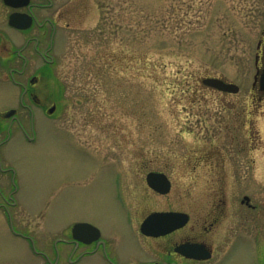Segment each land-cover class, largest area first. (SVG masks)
<instances>
[{"label": "rangeland", "instance_id": "rangeland-1", "mask_svg": "<svg viewBox=\"0 0 264 264\" xmlns=\"http://www.w3.org/2000/svg\"><path fill=\"white\" fill-rule=\"evenodd\" d=\"M58 1L61 13L49 14L58 27L55 61L33 87L41 107L33 119L20 113L1 153L24 203L10 209L16 230L44 252L79 219L124 233L108 171L123 169L130 180L139 168L167 170L175 185L207 184L208 167L197 165L203 154H249V173L244 164L239 177L249 174V193L264 203V99L252 90L264 0ZM32 61L29 75L39 66ZM203 78L239 90L223 94ZM9 91L0 88V103ZM32 125L36 139L26 143L18 127ZM183 168L198 170L186 177ZM256 254L249 248V264ZM0 264H44L11 233L3 210Z\"/></svg>", "mask_w": 264, "mask_h": 264}, {"label": "flooded vegetation", "instance_id": "flooded-vegetation-1", "mask_svg": "<svg viewBox=\"0 0 264 264\" xmlns=\"http://www.w3.org/2000/svg\"><path fill=\"white\" fill-rule=\"evenodd\" d=\"M59 6L58 0H0V88L4 85L10 90L0 103V210L6 214L11 233L26 241L44 264H79L85 258L98 259L97 264H249V248H257L260 255L256 254V260L261 258L260 264H264V203L255 201L249 193V174L245 181L239 177L244 164L249 173L247 153L203 154L197 165L208 167L207 184L175 185L167 170L139 168L134 170L138 178L130 180L123 169L108 171L106 176L113 182L108 197L126 229L124 233H115V224L114 230L107 232L92 220L79 219L70 222L65 236L60 230L50 251L44 252L37 248L36 240L15 229L10 209L24 203L19 197L18 174L1 153L12 139V125L21 124L20 113L33 119L41 107L33 87L55 61L58 27L49 14L61 13ZM259 12L262 26L252 55V90L253 97L261 101L264 6ZM12 16L16 25L10 23ZM34 59L39 66L29 75ZM14 88L18 90L15 102ZM10 111L14 114L7 118L5 114ZM18 131L26 143L36 139L34 125L29 129L19 126ZM197 170L183 168L181 172L189 177ZM149 174L160 175L156 183L162 184V191L148 184ZM149 217L155 228H166L164 233L141 232L142 223ZM78 224L88 226L74 229Z\"/></svg>", "mask_w": 264, "mask_h": 264}, {"label": "water", "instance_id": "water-1", "mask_svg": "<svg viewBox=\"0 0 264 264\" xmlns=\"http://www.w3.org/2000/svg\"><path fill=\"white\" fill-rule=\"evenodd\" d=\"M12 1V0H11ZM10 23L12 25H16V18L15 16H12L10 18ZM202 84L206 87L213 88L217 91L224 92V93H231V94H236L239 90L238 86H236L233 83H227L222 79L218 78H205L202 80ZM54 111V107H51L48 109V113L51 114ZM14 114L13 111H10L5 114L7 118L11 117ZM160 177V175H155V174H149L147 176V182L148 184L154 188L155 190L162 191L160 188V184L156 183L157 178ZM167 183V182H166ZM152 218L149 217L146 221H144L141 225V232L146 234V235H151L155 233H164L166 228H155L152 224ZM88 225L87 224H78L75 226L74 229L76 228H86Z\"/></svg>", "mask_w": 264, "mask_h": 264}]
</instances>
